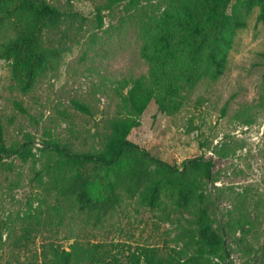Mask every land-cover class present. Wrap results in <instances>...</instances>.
Returning a JSON list of instances; mask_svg holds the SVG:
<instances>
[{"label":"rangeland","instance_id":"rangeland-1","mask_svg":"<svg viewBox=\"0 0 264 264\" xmlns=\"http://www.w3.org/2000/svg\"><path fill=\"white\" fill-rule=\"evenodd\" d=\"M63 12L44 28L43 72L27 93L18 88L9 61L0 59V121L6 145L35 157L4 158L0 164V264H43L57 246L73 252V264H89L97 249L120 260L140 247H175L183 261L196 246L179 239L196 229L198 200L185 204L162 194L155 209L123 195L121 204L98 218L70 202H58L35 172L45 163L44 140L76 152L101 149L108 122L117 116L125 80L148 75L163 47L152 35L166 17L187 19L202 0H48ZM226 28L208 50L202 40L171 30L178 76L198 73L180 88L179 109L167 113L152 100L128 138L173 165L198 156L214 162L204 181V205L229 257L205 255L200 264H264V0H229ZM224 57L222 72H214ZM84 105L87 112L76 105ZM191 264V263H188Z\"/></svg>","mask_w":264,"mask_h":264},{"label":"trees","instance_id":"trees-1","mask_svg":"<svg viewBox=\"0 0 264 264\" xmlns=\"http://www.w3.org/2000/svg\"><path fill=\"white\" fill-rule=\"evenodd\" d=\"M121 1L106 0L97 8L100 24L101 10L110 9ZM167 1L173 5L178 0ZM228 1L202 0L190 10L187 19L166 17L162 25L169 24L172 31L200 40L214 33L208 50L214 49L226 28L223 8ZM259 16L264 17V11ZM62 17L63 12L48 0H0V59L11 63L12 74L23 93L34 87L44 70L47 52L41 44L43 29L55 27ZM163 26L152 35L155 41L163 44L160 63L152 64L146 76L125 80L126 92L120 93L119 112L108 122L101 149L93 153L76 152L68 144L44 140L46 160L34 178L47 183L58 202H70L81 211L92 210L98 218L119 206L123 195L129 199L138 196L140 203L150 209L159 206L163 193L173 198L177 205L195 198L199 203L196 229L185 228L179 234L180 240L196 246L195 253L183 261L181 249L175 247H140L122 261L117 255L97 249L91 252L89 264H200L205 255H212L219 261L229 257L225 239L213 228L208 210L202 205L205 200L203 184L211 179L214 161L198 156L182 161L180 166L173 165L128 138L152 100L163 111L173 113L181 105L174 95L198 78V73L185 78L178 76L174 46L169 39L173 33L166 32ZM223 62L224 57L216 60L215 73L222 72ZM76 106L87 112L84 105ZM35 155L30 149L21 150L20 145L8 147L0 121V164L4 158L19 156L26 161ZM50 252V257L44 255L43 264H73L71 250L52 246Z\"/></svg>","mask_w":264,"mask_h":264}]
</instances>
